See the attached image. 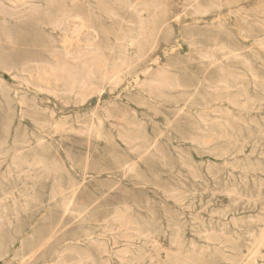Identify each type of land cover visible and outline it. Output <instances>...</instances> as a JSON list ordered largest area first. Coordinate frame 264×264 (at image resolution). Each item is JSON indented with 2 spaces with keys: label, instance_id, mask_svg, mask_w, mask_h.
I'll list each match as a JSON object with an SVG mask.
<instances>
[{
  "label": "rangeland",
  "instance_id": "1",
  "mask_svg": "<svg viewBox=\"0 0 264 264\" xmlns=\"http://www.w3.org/2000/svg\"><path fill=\"white\" fill-rule=\"evenodd\" d=\"M132 1L152 0H0V264H264V0L153 36ZM214 40L244 56L196 54ZM59 63L73 91L40 71Z\"/></svg>",
  "mask_w": 264,
  "mask_h": 264
},
{
  "label": "bare ground",
  "instance_id": "2",
  "mask_svg": "<svg viewBox=\"0 0 264 264\" xmlns=\"http://www.w3.org/2000/svg\"><path fill=\"white\" fill-rule=\"evenodd\" d=\"M233 1L234 0H226L225 4H223V6L233 7L234 6ZM202 3H203L202 0H184L183 2L179 3L178 5L175 2L174 5L170 7V5L163 4L162 2H159L158 0H152V1H149L146 3H137V2L135 3L134 1H132V2H128L127 6L129 9H131L136 14L137 20H138V25L141 26V30L145 31L146 29H150L151 30L150 35L153 36V33L158 34L159 31H162L163 29L169 28V26H172V21L177 22V23L181 22L177 19L176 20L172 19V17H173L172 12L174 11L175 8L180 7L181 9L187 11L188 14H203V13L207 12V8H205ZM219 4L220 5H218V4H216V5L219 7H223L221 3H219ZM1 6H2V4L0 3V7ZM238 17L245 21V18H243L242 15H239ZM257 22H258V20H257ZM261 22H264V19ZM83 24H86V25H88L87 26L88 28L93 29V33H92L93 35L96 34V29L92 25H89L87 22H85ZM80 27L84 28L85 26H80ZM255 44L261 45L262 43L259 42L258 39H255ZM214 45L216 48L212 45L210 47H207L208 49H200L199 48L200 50H198V51L196 50V54H198L201 58H210L211 61L214 63L217 62L220 58L230 60V59H236V58L244 56V54L240 51L242 49L241 47H237V46H234V45H231L228 43H224V42L219 43V41H217V40H214ZM212 47H214L215 49L211 50L210 48H212ZM164 50H165V52H168V49H164ZM126 67H127V65L117 69V71H113L114 73H112V74H109L107 72L105 74V80H107V83L116 82L117 78L115 75H117L119 78H122L123 75H119L120 74L119 72L125 70ZM40 71L46 78L53 79V80H56L58 82H62L64 85L66 84L68 86L69 91H73L75 86L78 83L77 74H75L72 71V69L66 67L65 63H59V64H55V65L45 64V65H42L40 67ZM145 73H147V71H145ZM148 81L152 86H156L159 89L164 88V87L169 85V83L164 81V74L162 72L156 73L153 77L149 78ZM103 89L104 88L95 89L94 92L96 91L98 93H101V91ZM77 95H78L80 102H85L89 93H88L87 89H82L77 93ZM154 145H155V142H152L150 144H145L144 146L141 147L140 153L141 154L148 153V151H150V148L153 147ZM15 152H18V150H16ZM32 163L33 162L26 161V160L13 161V165L16 168H18L19 171H21V172L25 171V169H26L25 165L26 164L32 166L33 165ZM134 166H135V163L133 162L128 167L132 169ZM77 190H78V187L74 185L70 191V194L68 193L65 195V191L62 188V185H60V184L56 185L55 190H54V196H62L61 199L63 201L64 212H65V210L66 211L70 210V206L73 204V200H74V197H75ZM83 211L84 210H81L79 212V214L83 213ZM114 219L117 222V224L119 225V227L123 228V230L129 224L128 219L121 217L119 215H116L114 217ZM61 221H63V217H62ZM56 230L57 229H52L51 236L54 235L53 232ZM205 234H206V232H205ZM128 236H129L128 231L127 230L123 231V234L121 235V237H128ZM101 247H102L104 252H108V249H106V244L102 245ZM175 250L176 249H174V251ZM62 253H63V251H62Z\"/></svg>",
  "mask_w": 264,
  "mask_h": 264
}]
</instances>
